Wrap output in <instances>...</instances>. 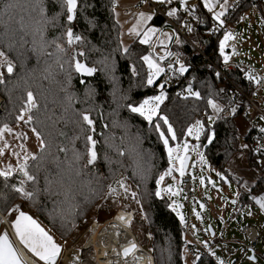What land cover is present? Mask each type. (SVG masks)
Listing matches in <instances>:
<instances>
[{"label": "trees", "instance_id": "1", "mask_svg": "<svg viewBox=\"0 0 264 264\" xmlns=\"http://www.w3.org/2000/svg\"><path fill=\"white\" fill-rule=\"evenodd\" d=\"M112 2L114 0H77L75 19L68 21L64 0H0V48L14 65L11 74L6 72L5 65L1 67L4 82L0 84L3 97L0 128L21 122L18 117L27 92L31 91L36 107L23 113V119L27 117L23 123L30 129L35 128L45 145L27 161V171L34 180L21 184L19 174L0 176V213L5 215L18 206L22 194L16 189L23 187L33 193L24 199L31 205L38 218L35 219L47 231L50 228L56 237L67 236L105 198L109 185L119 188L117 181L122 180L140 196L146 216L143 221L152 234L147 248L156 264H184V251L188 254L185 219L181 222L178 208L167 195L155 194L157 179L169 168V153L160 133L165 132L171 146H175L189 137L186 135L188 127L200 120L204 130L198 147L208 158L210 169L223 171L224 180L228 177L236 181L237 201H248L247 183L242 175L237 177L231 172V164L234 157L243 152L245 167L256 177L250 190L262 187L264 150L256 149L264 146V132L252 124L241 133L240 124L248 106L255 109L247 99L255 86L249 83L245 70L240 67L225 70V76L220 73L219 68L224 65L219 50L223 31L214 33L215 20L204 7V0L190 2L193 14L180 8L179 0H175L179 7L176 23L182 24L187 18L192 31L187 29L185 35H177L180 43L174 41L172 49L188 70L183 74L175 71L179 67L176 56L172 71L180 75L177 81L160 89L162 84L158 77L148 85L149 69L141 57L152 53L151 46L137 40L124 52L121 27ZM255 2L240 0L234 11L235 18L239 19ZM231 9L224 14L226 17ZM152 23L167 26L164 17L158 14ZM68 28L74 36L81 37L71 45L65 35ZM58 44L63 50L57 48ZM75 59L93 67L95 74L82 77L75 68ZM216 72L220 73L219 78ZM189 85L200 93L199 99L188 94ZM234 85L247 96L239 107H236ZM161 90L166 96L151 121L128 107L130 104L139 106L145 98L156 96ZM210 94L223 108L219 114H213L207 105ZM232 107L236 108L235 113L231 112ZM82 113L89 114L93 121L91 126L82 121ZM28 115L33 119L26 123ZM209 116L213 118L211 122ZM162 117L167 118L177 139L171 138ZM211 133L213 139L207 143ZM89 135L96 142L93 147L97 155L91 165L87 164V148L91 145L86 137ZM258 136L261 142L253 143V138ZM191 141H195V136ZM17 213L15 211L14 216ZM2 225L0 216V228ZM220 225L222 227V222ZM131 228L138 236L133 225ZM194 257H198L195 264H218L209 253Z\"/></svg>", "mask_w": 264, "mask_h": 264}, {"label": "rangeland", "instance_id": "2", "mask_svg": "<svg viewBox=\"0 0 264 264\" xmlns=\"http://www.w3.org/2000/svg\"><path fill=\"white\" fill-rule=\"evenodd\" d=\"M187 13L192 14V12H188V11ZM242 17L243 19H241L240 17L239 21L235 24H232L227 30H225L221 34V37H220V40L224 39V33L226 31L232 34L231 38L228 39L225 43V53L229 55V59L230 58L238 59L237 60L238 62L243 61V58H244V54L242 52L243 49L239 48L238 50L236 49L231 50L229 48V46H231L232 44L235 45L241 42V39L235 35V32L238 31L237 33H239L242 29L248 30V28L250 27H252L254 31H256L257 29L264 30V24L262 23L259 17H257L254 20L250 19V17H247L246 14L243 15ZM246 34H248V32ZM0 51H2L1 48H0ZM146 55H151L152 59L156 61V63H158L159 66L165 70L164 66L157 59L155 54L147 53ZM2 65L3 64H0V77H2V81L4 82V71L1 69ZM161 74L162 72L158 76H156L153 81L157 80V78L160 77ZM3 82H0V84ZM163 92H164V98H165L166 96L165 91L163 90ZM158 95H160V93H158L156 96ZM163 100L158 102L159 106L163 102ZM2 102H3V97L1 98L0 106H2ZM1 111H2V107H1L0 112ZM158 112H159V107L157 109L156 115L158 114ZM25 118L22 119L20 123L13 126V128H10L11 131H8L5 129L2 135H0V148L3 149V154H0V170H8V166L11 165L12 175L19 174L20 179L23 182H26L27 178L19 170L17 165L25 163L24 161L25 156H27L29 160L31 156L35 155L36 152L41 148L40 146L41 137L38 138L36 133L33 132L32 129L26 127V124L23 123ZM240 121H241L240 123L241 133H245L248 128L246 121L244 119H240ZM164 134L168 138V135L165 132ZM211 134L213 135V133ZM193 136H190L191 138L187 140L189 149L186 153L183 151V147L179 144V142H177V140H176L177 143H175V146H171L169 142L168 147L176 149L178 145L181 146L179 149V152H176V151L173 152V157L176 153H179L180 155H187L188 153H190L192 155V159H191L192 166L197 163H201L200 156L203 155L204 161L206 162V165H207L206 168L204 167V170L206 171L209 178L207 179L206 177H203V182L201 181V178L197 180L201 184V189L206 191V196H207V199L198 198L200 208L206 210L207 206L210 204L211 206L217 207L216 212H218L217 213L218 216H224V215L226 216V218H224V222L222 223V227H220L221 229L216 230V236L214 237L209 233V230H208V227L210 225H213V226L217 225L215 224V221H214V215L210 211H207V217L205 218L202 215L200 209H197L195 207L196 206L195 202H192L191 212L193 213V215L190 218H191V225H192L194 232H197L198 228H200L201 223L204 224V232L202 234H197V237H196L197 241L205 244L208 250L211 249V251H209V254L212 255L217 260L218 264L220 261H223V264H264V261L259 256V254H258L256 261L248 258L250 254V252L246 249V246L248 244V239L244 235H242L243 234L242 232H240L241 228L240 226L238 227V222L234 223L233 234H231L230 236L227 235L229 232V229H227V224L230 222L229 221L230 216H228L227 211L232 210L233 212H236L235 218H239L240 220H245L247 223L256 224L260 232V238H259L258 244L255 247V249L258 250L259 252H262L261 248H264V218L254 213L253 206L249 205V203L248 204L245 203L244 208L241 207L242 206L241 200L233 203L234 199L237 198V193H238L237 189L232 188L233 179H230L228 177L225 178L226 187L229 186L232 188V194H229L226 190H223L221 188L222 182L215 176L216 173H208V166H209L208 161L209 160L207 157H205L203 150H201L198 147L199 140H197L195 137V141H191ZM176 139H177V135H176ZM168 141H169V138H168ZM210 142L211 141L207 140V143H210ZM5 144L7 145V147H5ZM193 146H195V149L193 148ZM27 161H26V164H27ZM172 164H173V169H172L173 174L171 176L165 175L163 180H161L160 182L161 189H165L167 188L168 185H172V191L171 192L162 191L161 195H167L171 199L173 206L178 208L179 216L181 217L182 215L183 219H185L186 218L185 215L187 213L185 214V212L182 210L181 204L185 203L186 200H185L183 190H182V187L179 181L181 174L179 171L176 170L180 167V161L175 159L174 157ZM191 170H192L193 176H195V169L191 167ZM232 170L234 169L232 168ZM233 174L237 177H240V175H237L235 173ZM209 182L215 183V188H216L215 194L208 192ZM126 187L131 194L135 193L133 189H131L130 186H126ZM116 190H117L116 202L124 203L125 205L129 207H131L133 204L132 200L136 202L135 205L138 206V207H135L137 212L136 211H135L136 213L134 212V219L136 221H134L133 219L131 222V226L133 225L134 231L138 235L136 236L137 240L141 243L142 246H144L146 250L151 252V250L148 249L147 246L149 247V244L151 243L152 234L146 228L145 222L143 221L146 218V216H145V212H144L139 194L136 193L134 197L135 199H131L129 196H127L128 191L125 192L124 189L122 188H116ZM110 195L111 194L109 193V191H107L105 198L102 201H100V203L97 204L96 207L92 211L88 212L85 215V217L74 226L70 235L63 236V237H56V235L53 232H51V230H49L50 228L49 229L47 228L48 231L53 234L55 239L59 243L63 244V247H65L66 252L69 254V256L78 257V258L81 256L82 249L85 246L87 239L89 238L91 234V230H92L91 227L93 226L94 222H96L98 216L100 215V211H101V207L103 203L108 199ZM26 197L27 196H24L22 194L20 198V202L18 203V206L16 205L15 207H12L10 209L11 211L9 210L7 212V214H10L9 215L10 219L13 218L15 211L16 212L27 211L32 216H34V218L38 219L34 215L31 205L24 199ZM201 205H203V207H201ZM17 209L19 211H17ZM197 213H199V216H197ZM7 214L3 216H7ZM217 214L215 213V215ZM138 218L141 219V222L138 221ZM2 224H3V221H2ZM3 231H5L4 224L0 228V234ZM234 236L237 237V239L233 238ZM10 237L12 239L11 235ZM243 244H245V247Z\"/></svg>", "mask_w": 264, "mask_h": 264}, {"label": "snow or ice", "instance_id": "3", "mask_svg": "<svg viewBox=\"0 0 264 264\" xmlns=\"http://www.w3.org/2000/svg\"><path fill=\"white\" fill-rule=\"evenodd\" d=\"M161 3L165 2V0H160ZM167 3L171 4L172 0H166ZM64 6L67 9V20L72 21L73 20V13L74 9L77 6V0H64ZM179 6L180 8L187 9V5L185 3V0H179ZM195 7V6H193ZM204 7L207 8L213 16V19L216 21H219L220 25H223L224 21L221 19V17L224 15L223 11L216 12L214 11L215 5L211 3V0H204ZM222 9L227 7V0H225V4L220 5ZM41 14H43V8L41 7L40 9ZM178 12V9L175 7H172L168 10L167 15L170 17L176 16ZM152 19L151 14H145L144 12H141L138 14V24H144L147 23L148 20ZM243 19V17H241ZM183 27L187 28L188 31H192L191 25L187 24L186 22L182 25ZM135 27L133 29H130V31H134ZM157 32V29L154 27H149L147 30L143 31L142 35L140 33H137L138 36H140V42L142 44H149L151 37L154 33ZM67 37V43L71 45L74 40L79 41L81 39L80 36L73 34V31L71 28H68L66 33ZM162 35L167 36L168 34L163 33ZM232 36L231 33L225 32L224 33V39H221L219 42V50L220 54L223 57V61L225 65L228 64L229 61V55L225 53V43L228 39H230ZM161 44H163V41H160ZM176 43H180L179 38L177 37ZM57 48L60 50H63L61 45H57ZM124 52L126 53L128 49L125 47ZM82 55V53H81ZM141 59L147 64L148 66V76H147V84L151 85L153 84V80L156 76H158L161 72L164 71L162 67L159 66L156 61H154L151 57V55H144L141 57ZM160 59H163V57H160ZM176 63L179 65L177 69H175L176 72L183 74L185 73L188 69L185 66L183 62L180 61L179 57L177 56ZM0 64L6 65L7 72L12 73L13 72V64L12 61L9 60L6 56V54L2 51H0ZM75 68L78 72H87L88 74H91L92 72L95 71L94 68H89L86 65L82 64L80 61H76L75 63ZM168 68L170 70L173 69V66L171 64L168 65ZM133 74H135V68L133 67ZM216 77H220V73L216 72L215 73ZM245 76L249 79V81H255L259 83V80L257 77L253 76L250 74V72H246ZM0 82L2 81V77H0ZM163 88V85H161V89ZM187 92L190 96L200 98V93L198 91H193L191 85L187 88ZM220 92H224V89H220ZM164 98V92L161 90L160 95L158 96H152V97H147L145 100H143L139 106H133V105H128V107L131 109L133 112H138L140 115H142L146 120L151 121L152 117L156 115L157 109L159 107L160 101H162ZM207 105L210 107L213 111V114H219L220 112L223 111L222 106L213 98V96L210 94L207 98ZM36 107L35 99L33 96V93L31 91L27 92V99L24 103V106L21 108V116L18 117V119H23V113L25 112H30L31 109ZM236 108L232 107L231 112L235 113ZM82 121L88 125L91 126L93 124L92 119L90 118L88 113H82L81 114ZM33 117L31 115H28L27 122L32 121ZM164 120L165 124H168V120L166 117H162ZM212 116L208 117L209 122L212 121ZM261 119H264V116L261 117ZM11 131V129L8 127V125H4L3 128H0V135H2L4 130ZM157 131L160 129V125H156ZM204 130V124L200 121L197 120L194 125H190L188 127L186 135L189 136H195L197 140H199L200 133ZM33 132L36 133L37 137H40V133L37 132L35 128L32 129ZM262 132H264V128L261 129ZM167 132L171 134V138L173 140L176 139V134L173 131V128L171 124H168L167 127ZM160 138L164 141V145L168 150L169 153V168L166 170L165 173H163L156 181L157 184V189H156V196H160L162 191L166 192H171L172 191V185H168L167 188L161 189L160 188V182L163 180L165 175H171L172 169H173V164L172 161L174 159L173 157V152H179V149L181 146H177L176 149L168 147V138L165 136L163 132L160 133ZM207 139L211 141L213 139V135L210 134L207 136ZM86 141L89 145L87 148V164L91 165L94 163V161L97 159L96 152L94 150V145H95V140H93L92 136L89 135L86 137ZM40 146L43 148L44 141L40 139ZM5 147L7 145L5 144ZM183 151L186 153L189 149V145L187 141L184 142L183 144ZM242 148H246L247 145H241ZM195 149V146H193ZM264 150V146L258 147L256 151H261ZM0 154H3V149L0 148ZM35 157H33L34 159ZM79 155L76 156V159L79 160ZM175 159H178L180 161V167L176 169L177 171L180 172L181 176L184 175V166H185V161L187 160L186 155H177ZM28 160V157H24L25 163L23 164H18L19 170L23 173V175L27 178V180L31 181L34 180V177L30 175L27 171V164L26 161ZM200 160L203 163L204 162V157L203 155L200 156ZM12 175V166H8V170H0V176H3L5 178L9 177ZM219 175V174H218ZM201 181L203 182V177L201 178ZM21 184H23V181H21ZM117 184L119 188L124 189L125 192L128 191L127 187L123 183V181H117ZM18 192L23 194L24 196L31 197L33 193L31 192H26L23 187H19L16 189ZM108 191L112 195L117 194L116 188H113L111 185H109ZM133 197H135L136 193L131 194ZM238 195V193H237ZM253 199L256 200V202L259 204L260 208L262 211H264V196H259V197H254ZM138 202V201H137ZM235 203V201H233ZM171 207V205H169ZM203 207V205H201ZM11 211V210H10ZM17 211H19L17 209ZM179 215V213H178ZM197 216H199V213H197ZM181 222H183V216L181 215ZM117 219L125 221L128 223L131 220V216L129 215H120L117 217ZM12 226L15 228V233L17 237H19L20 242L27 247L35 256L39 257L40 260L44 261V264H57V257L61 253V245L58 244L51 235H49L35 220L32 219L27 213L24 212H19V214L16 216V219L12 221ZM136 244L135 243H129V245L125 248L122 249V255L127 257L130 253H132L136 249ZM211 251V249H209ZM214 255V253H213ZM78 259V257H77ZM250 259H255V257H250ZM0 264H23L21 257L18 255L16 250L14 249L12 243L8 239L7 233L0 234ZM219 264H223V261H220Z\"/></svg>", "mask_w": 264, "mask_h": 264}, {"label": "crops", "instance_id": "4", "mask_svg": "<svg viewBox=\"0 0 264 264\" xmlns=\"http://www.w3.org/2000/svg\"><path fill=\"white\" fill-rule=\"evenodd\" d=\"M155 1L160 2V0H155ZM234 2L235 0H227V7L222 9L220 5L225 4V0H211V3L215 5L214 11L216 12L223 11L224 14L230 9V7L234 4ZM114 3H115L114 11H115L116 20L118 21L121 27L120 37H121L123 49L125 47L128 49L137 40L140 41V36H138L137 33H140L142 35L143 31L147 30V28L154 27L157 29V32L152 35L150 43L147 45L151 46L152 53L155 54L157 59L160 61L158 55L159 56L165 55L168 52L169 48L173 46L174 41H176L175 39H177V37L175 38L174 33L168 26H165V25L157 26L152 23V19L154 18V16L157 14L158 15L160 14L155 12L151 8V6L145 2V0H114ZM136 4L140 5L139 9H135ZM172 4H173V7L178 9L177 15L174 16V19L176 20L178 18L179 7L177 3L175 2V0H172ZM141 12H144L145 14H151L152 19L148 20L147 23L138 24V20H137L138 14ZM245 14L247 15V17H250V19L252 20L259 17L262 23L264 24V0H256L254 5L249 10H247L243 15ZM134 27H135V30L130 31V29H133ZM237 32L238 31L235 32V35L241 39V42L235 45L232 44L231 46H229V48L231 50H234V49L238 50L239 48L243 49L242 52L244 54V58H243V61L241 62H238L237 61L238 59L230 58L228 62L237 63L242 70H245V73L250 72L251 75L258 78L259 83L255 81H249V83L253 82L255 86V88L252 90L251 96L257 102V105L260 107V109L264 112V64H263L264 62V30L257 29L256 31H254L253 28L250 27L248 28V30L242 29L239 33ZM247 32L248 34H246ZM163 33H166L168 35L167 36L162 35ZM161 40L163 41V44L160 43ZM247 109L248 110L244 112L246 113L247 116H250V117L244 116L245 117L244 120L246 121L247 127H249V125L252 126V124H254L255 122H260L261 128H264V119H261L262 117L261 114L258 113L254 108L250 106H248ZM9 128H13V127H9ZM260 142L261 141H259V143ZM263 162H264V158H263ZM231 165L233 166V169H234V170L231 169V171L237 175H242L245 183H247L246 187L251 189V186L254 184L256 177L253 171H249L245 167L244 153L243 152L238 153L234 157ZM252 192H254V195H255L254 197L264 196V184L262 185L260 189L253 190ZM245 203L247 204L249 203V205H252L253 212L258 214L262 218H264V211L261 210L259 204L256 202L255 199L251 201L248 200V201L242 202V206H241L242 208L245 207L244 205ZM235 215L233 217H230L229 219L230 222L227 224V229H229V232L227 234L228 236L233 234L234 232L233 226L235 222H238V227L240 226V228L245 224L256 226V224L254 223H247L245 220H240L239 218H235L236 217ZM224 218H226L225 215L221 216L222 223L224 222ZM259 235H260V232H259ZM233 238L237 239V237L235 236ZM243 245L245 247V244ZM261 251L262 252H259L258 250L255 249V257L257 260V257L259 254V256L264 261V248H261ZM197 258L198 257H192L186 254L184 251V254H183L184 264H195L197 262Z\"/></svg>", "mask_w": 264, "mask_h": 264}, {"label": "bare ground", "instance_id": "5", "mask_svg": "<svg viewBox=\"0 0 264 264\" xmlns=\"http://www.w3.org/2000/svg\"><path fill=\"white\" fill-rule=\"evenodd\" d=\"M145 2L148 3L154 11H155L154 5H160V6H162V4H164V3H161V2H157L155 0H145ZM112 3H111V5H112ZM189 4H190V2L188 3V6L187 7H189L192 10V14H193L194 13V10L192 9V7ZM233 5L230 7V9L233 7ZM113 7H115V6H113ZM139 8H140V6H139ZM139 8H136L135 7V9H139ZM208 13L210 15V11H208ZM225 17L226 16L224 15L223 17H221V19L222 18H225ZM185 20L188 21V19H185ZM174 21H175V19H174ZM238 21H239V19L237 18V22ZM215 22H218L219 23V21H216V20L214 21V23ZM175 23H176V21H175ZM184 23H185V21H184ZM166 24L168 26V23L167 22H166ZM233 24H235V23H233ZM178 25L182 26L181 24H178ZM229 27H227L226 29H224L223 32L225 30H227ZM185 32L186 31H184V33ZM179 34L180 33H177V35H179ZM177 35H174L175 38H176ZM170 49H172V47L169 48V50ZM173 51H175V50H173ZM176 56L177 55H176V51H175V57ZM158 57L160 59V56L159 55H158ZM160 61H161V59H160ZM164 68H165V66H164ZM159 79H160V77H159ZM161 83L162 82L160 81V84ZM250 97L255 102L254 98L252 96H250ZM255 103L257 105V102H255ZM258 108L260 109L259 106H258ZM258 108L255 107V109L259 112ZM245 117H250V116H247L246 113H245ZM259 127H261V123H260V126ZM188 138L189 137L184 138V139H188ZM259 141H261V138H260ZM181 142H179L180 145H181ZM252 142L254 143V141H252ZM256 143H258V142H256ZM176 154H179V153H176ZM168 158H169V156H168ZM191 159H192V155H191ZM191 159H190V162H189L190 169L192 167V165H191ZM200 164L203 165L204 163L201 162ZM189 165H188V167H189ZM200 167H201V165H200ZM206 167H207V165L205 166V168ZM203 169H204V167H203ZM187 170H188V168H187ZM208 171H209V173H216L217 172V171L216 172H212V169H210L209 166H208ZM172 174H173V172L171 173V175ZM184 174H186V173H184ZM171 175H167V176H171ZM180 179H181V176H180ZM180 179H179V181H180ZM180 185H181V182H180ZM246 189L248 190L249 194H250V192L252 193V191L248 187H246ZM127 196H129L131 199H135L131 195V193L129 191L127 192ZM205 199H207V196L205 197ZM234 200H236V202H237L238 195H237V198L234 199ZM249 201H251V200H249ZM132 202H133V204H132L131 207L125 205L124 203H118V202H116V195H112L111 194L108 197V199L103 203V205L101 207L100 215L98 216L96 222H94L93 226L91 227V229H92L91 230V234H90L89 238L87 239V242H86L85 246L82 249L81 256L78 259H77V257H71L66 252L65 247H62V249H61V256H60V259H59V261H58L57 264H156V261H155L154 256L148 250H146L144 248V246L141 245V243L137 240V238H136V236H135V234H134V232H133V230L131 228V222L134 219V212L136 211L135 207H138V206L135 205L136 202L134 200H132ZM181 207H182V210H184V212H186L185 211V203H183V206H181ZM216 211H217V209L215 210V213L217 214L218 212H216ZM19 212L27 213L49 235H51L34 218V216H32L29 212H27V211H19ZM230 213H232L233 216H234V212H230ZM129 214L131 216V220L128 223H126L125 221H122V220L117 219V217L120 216V215H129ZM217 216H218V214H217ZM233 216H231V217H233ZM219 220L221 222V216H219ZM2 221H3L4 227H5V231L8 233L9 236L10 235L12 236V239L11 240L14 242V244H15L17 250H18V253L20 254L21 258L24 260V262H26V264H44L41 261H39L36 258V256L27 247H25L20 242L19 237H17L15 231L10 226V221H11L10 216L9 217L8 216H4V220H2ZM217 226H218V228H220L221 227L220 223H218ZM212 227H213V225H212ZM215 227H216V225H215ZM213 229H214V227H213ZM214 232L216 233V230L215 229H214ZM241 232L247 238L246 233L243 231V226L241 228ZM53 239H54V237H53ZM134 241L137 242V248L134 250V252L131 255H129L127 257H124L121 254V250L123 248L127 247L129 245V243H133ZM247 246H248V244H247ZM247 246H246V249L248 250L250 248H254L255 249V247L257 245L255 247H247ZM208 253H209V251H208ZM199 255H201V254H199Z\"/></svg>", "mask_w": 264, "mask_h": 264}, {"label": "built area", "instance_id": "6", "mask_svg": "<svg viewBox=\"0 0 264 264\" xmlns=\"http://www.w3.org/2000/svg\"><path fill=\"white\" fill-rule=\"evenodd\" d=\"M239 2H240V0H237L236 4L233 6V8L230 11L231 13L227 17L222 18V20L224 21L223 25H220V23H218V22H215L213 24L212 28H213L214 33L217 34L221 31H223L224 29H226L227 27H229L231 24L237 22V18H235L234 11H235L237 4ZM112 6H115L114 2L112 3ZM139 6L140 5H138V4L135 5L136 8H139ZM172 7H173L172 2H171V4L165 2L164 4H162V6L154 5L155 12L161 14L166 19V22L168 23V27L173 31L174 35H177V33L184 35L185 34L184 31H186L187 28L176 24L174 21V16L170 17L167 15L168 10ZM186 10L188 12H192V10L189 7H187ZM210 15H212L211 12H210ZM185 22L188 24L187 20H185ZM160 57H163V59H161V63L165 66V70L163 71V73L160 76V81L162 82L161 84L165 85V86H171L172 84H174L177 81L178 77L180 76L178 73H176V72H174L168 68V65L172 64L176 58L175 57V51L170 49L165 55L160 56ZM237 68H239L238 64H236L234 62H228L227 65L224 64L223 67L219 68V71L222 75L225 76V70H234ZM234 87L237 89V93L235 95L236 102H237L236 107H239L243 98L247 97V96L241 88H239L236 85H234ZM247 99L249 100V102L253 106L258 108V106L256 105V103L253 101V99L251 97H247ZM258 110H259L260 114L262 116H264V112L261 111L259 108H258ZM254 126L256 128H258L260 126V122H255ZM190 138L191 137L189 136L188 139H184L181 142V146H183L184 142L189 140ZM253 140H254V142H259L260 138L255 137V138H253ZM177 155H179V154L174 155V157H176ZM203 163H204L203 165L200 163H197V164L192 166L195 169V176H193L192 170L190 169V165H189L186 174L181 176V179H180L181 187H182L183 194H184V197L186 200L185 211L187 213V216H186L184 223H183L184 232H185V235L187 237V241L185 243V250L191 256H197L199 254H202V255L207 254L209 251L205 244L200 243L196 239L197 234H202L204 232V224L203 223L200 224V228H198L197 232H194V230L192 228L191 218H190L193 215V213L191 212L192 202H195V204H196L195 207L197 209H200L202 215L205 218L207 217V211H210L214 215L215 224L220 223L219 216L214 214L217 207L211 206L209 204L207 206V209L205 210V209L200 208V204L198 202V198H205L206 197V191L201 189V184L197 180H199L202 177H206L207 179L209 178L206 171L203 169V167L206 166V162L204 161ZM200 165H201V167H200ZM208 173H209V171H208ZM225 175L226 174L223 171H217L215 176L222 182L221 188L223 190H226L229 194H232V188L237 189V182L233 181L232 188L229 186L226 187V183H225L226 181L223 179V177ZM215 190H216V188H215L214 182H209L208 192L215 194ZM254 196H255L254 193L250 192V194L248 195V199L253 200ZM227 212H228L227 213L228 216H230V217L233 216V214L230 213V212H233L232 210L227 211ZM213 227L215 230L221 229V228H218L217 225H216V227H215V225ZM243 231L246 233L247 238H248V246L247 247H255L258 244V241L260 238L258 228L254 225L248 226V224H245V225H243Z\"/></svg>", "mask_w": 264, "mask_h": 264}, {"label": "water", "instance_id": "7", "mask_svg": "<svg viewBox=\"0 0 264 264\" xmlns=\"http://www.w3.org/2000/svg\"><path fill=\"white\" fill-rule=\"evenodd\" d=\"M191 1H193V0H185V3H186V5L188 6V3L189 2H191ZM76 8H77V6H76ZM76 8L74 9V13H73V20L75 19V10H76ZM72 20V21H73ZM78 59H75V63H76V61H77ZM79 61V60H78ZM82 64H84V65H86L87 67H89V68H93V67H91V66H89L88 64H86V62H84V61H80ZM74 63V64H75ZM5 70H6V72H7V68H6V65H5ZM13 71H14V65H13ZM8 73V72H7ZM13 73V72H12ZM82 77H90V76H93L94 74H95V71L94 72H92L91 74H88L87 72H78ZM8 74H11V73H8ZM0 110H1V108H0ZM187 160L185 161V166H184V173H186V171H187V168H188V165H189V162H190V159H191V154L190 153H188L187 155ZM235 202H236V200H234ZM181 206H183V203L181 204ZM19 214V212L13 217V218H11V221H10V226H11V228H13V230L15 231V228L12 226V221H14L15 219H16V216ZM9 215L10 214H7V216L9 217ZM0 216H1V218H2V220H4V216H3V214L2 213H0ZM7 223V222H6ZM208 230H209V232H210V234L212 235V236H214L215 235V232H214V229H213V227H212V225H210L209 227H208ZM4 233H7L6 231H3L1 234H4ZM7 235H8V233H7ZM8 239H9V241L12 243V245H13V247H14V249L16 250V252L18 253V250H17V248H16V246H15V244H14V242L11 240V238H10V236L8 235ZM59 243V242H58ZM133 243H135L136 244V246H137V242L136 241H134ZM60 245H61V249H62V247H63V244H61L60 243ZM137 248V247H136ZM248 251L250 252V254H249V256H248V258L250 259V257H255V249L254 248H250V249H248ZM134 252V251H133ZM132 252V253H133ZM132 253H130L129 255H131ZM121 254H122V250H121ZM18 255L20 256V254L18 253ZM128 255V256H129ZM60 256H61V253H60V255L57 257V263H58V261H59V259H60ZM21 257V256H20ZM125 257V256H124ZM36 258L39 260V261H41L42 263H44V261H42V260H40L39 259V257H37L36 256ZM22 259V258H21ZM251 260H254V261H256V257H255V259H251ZM22 262H23V264H26V262H24V260L22 259Z\"/></svg>", "mask_w": 264, "mask_h": 264}]
</instances>
